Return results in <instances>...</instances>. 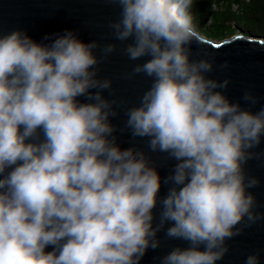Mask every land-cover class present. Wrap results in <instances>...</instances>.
Returning a JSON list of instances; mask_svg holds the SVG:
<instances>
[{"label":"clouds","instance_id":"clouds-1","mask_svg":"<svg viewBox=\"0 0 264 264\" xmlns=\"http://www.w3.org/2000/svg\"><path fill=\"white\" fill-rule=\"evenodd\" d=\"M116 3L120 18L109 26L131 39L130 60L150 57L133 74L153 79L125 128L176 163L162 181L143 150L119 146L95 42L73 30L46 35L48 44L26 30L0 33V264H140L169 223L166 237L189 246L160 264H217L237 225L260 219L249 191L259 181L244 165L264 138V108L232 103L217 90L230 82L207 77L212 63L190 59L193 0ZM244 100L256 103L248 92ZM244 264H259L257 255Z\"/></svg>","mask_w":264,"mask_h":264},{"label":"water","instance_id":"water-1","mask_svg":"<svg viewBox=\"0 0 264 264\" xmlns=\"http://www.w3.org/2000/svg\"><path fill=\"white\" fill-rule=\"evenodd\" d=\"M120 13L121 8L116 0H0V33L26 30L37 42L48 44L51 41L43 39L46 35L73 30L84 42H95L97 48L94 55L99 59L95 66L99 70L97 78L112 81V86L103 91V96L116 101L114 109L117 115L111 121L117 129L114 133L117 143L122 149L136 147L143 150L157 167L163 181L171 173L176 161L169 159L166 153L151 152L147 138L133 137L131 130L125 128L127 110L139 105L153 79L143 73L133 74V69L150 57L130 60L125 54L124 48L132 42L131 39L124 42L117 40L109 26L120 18ZM195 30L199 35L188 46L190 59L209 60L213 69L206 74L207 77L230 82L227 88L217 90L222 91L232 103L239 102L242 107L253 112L264 108V35L240 31L215 39L197 28ZM109 44L116 45V49L105 55L103 49ZM246 92L255 97V104L244 100ZM78 99L92 102L86 97ZM251 153L252 157L244 165V171L248 177L259 181L257 187L249 191L255 198L253 211L260 219L251 226H246L247 220L237 225V228L242 229L241 234L226 241L228 253L217 264H244L246 257L251 254H256L259 264H264V138ZM169 186L162 183L161 199L167 194ZM160 211L158 205L154 210L157 224ZM170 226V223L166 224L157 235L160 247L154 251L149 249L140 264H160L162 257L173 248L189 246L186 241L166 237L165 232ZM52 250L51 246L46 249Z\"/></svg>","mask_w":264,"mask_h":264},{"label":"trees","instance_id":"trees-1","mask_svg":"<svg viewBox=\"0 0 264 264\" xmlns=\"http://www.w3.org/2000/svg\"><path fill=\"white\" fill-rule=\"evenodd\" d=\"M193 26L215 39L243 31L264 35V0H193Z\"/></svg>","mask_w":264,"mask_h":264},{"label":"rangeland","instance_id":"rangeland-1","mask_svg":"<svg viewBox=\"0 0 264 264\" xmlns=\"http://www.w3.org/2000/svg\"><path fill=\"white\" fill-rule=\"evenodd\" d=\"M240 31H236V32H233L232 34H236V33H239ZM232 34H228L227 36H230Z\"/></svg>","mask_w":264,"mask_h":264}]
</instances>
